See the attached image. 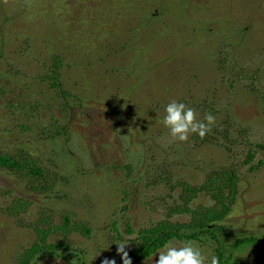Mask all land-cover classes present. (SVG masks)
<instances>
[{
	"label": "rangeland",
	"instance_id": "obj_1",
	"mask_svg": "<svg viewBox=\"0 0 264 264\" xmlns=\"http://www.w3.org/2000/svg\"><path fill=\"white\" fill-rule=\"evenodd\" d=\"M173 100L215 117L203 139L171 141ZM0 155L46 175L0 167V264L35 245L34 264H124L117 243L190 222L183 186L224 170L232 210L217 241H192L206 264H264V248L232 247L264 241V0H0Z\"/></svg>",
	"mask_w": 264,
	"mask_h": 264
},
{
	"label": "trees",
	"instance_id": "obj_2",
	"mask_svg": "<svg viewBox=\"0 0 264 264\" xmlns=\"http://www.w3.org/2000/svg\"><path fill=\"white\" fill-rule=\"evenodd\" d=\"M0 167L15 174L32 177L37 181L46 178L44 170L28 156L18 158L0 155ZM236 180L234 171L224 170L211 174L202 187L183 186L187 197L183 207L185 210H183L191 217V221L180 225L161 224L141 232L140 244L128 253L130 259H146L173 239L200 241L204 236H208L217 241L216 223L224 220L232 210L238 194ZM202 192L215 198L220 207L191 209L189 207L191 200ZM63 228L66 230L68 223ZM252 244L258 248H264V241L252 236L235 240L232 247L233 250H239ZM43 249L42 246L35 245L20 258L18 264H34L35 255Z\"/></svg>",
	"mask_w": 264,
	"mask_h": 264
},
{
	"label": "clouds",
	"instance_id": "obj_3",
	"mask_svg": "<svg viewBox=\"0 0 264 264\" xmlns=\"http://www.w3.org/2000/svg\"><path fill=\"white\" fill-rule=\"evenodd\" d=\"M166 115L163 125L168 129L169 137L173 142H187L191 134L203 139L215 124V117L211 113H205L203 119H198L195 109L187 107L182 102L171 101L165 108ZM214 201L209 198L207 206H212ZM125 243H117V253L122 255L124 264H132L128 253L125 251ZM158 259L155 264H206V257L196 242L186 240L181 246L168 242L158 251ZM103 264H115V261L105 259ZM211 264H219V258L211 257Z\"/></svg>",
	"mask_w": 264,
	"mask_h": 264
},
{
	"label": "flooded vegetation",
	"instance_id": "obj_4",
	"mask_svg": "<svg viewBox=\"0 0 264 264\" xmlns=\"http://www.w3.org/2000/svg\"><path fill=\"white\" fill-rule=\"evenodd\" d=\"M138 239H139V236H138ZM140 240V239H139ZM45 252H47V253H52V251L51 250H45ZM237 253V252H236ZM218 254H219V261L221 262V264H228V261H229V258H227L228 259V261H227V259H226V256H225V253H224V251H218ZM153 255V254H152ZM235 256H236V254H234ZM234 255L232 254V256L231 255H229L230 257H234ZM150 257V256H149ZM144 259H141V260H136V259H132L131 260V262H132V264H137L138 262H141V261H143ZM236 259H234V262H233V264H236ZM80 264H84L83 262L82 263H80Z\"/></svg>",
	"mask_w": 264,
	"mask_h": 264
}]
</instances>
